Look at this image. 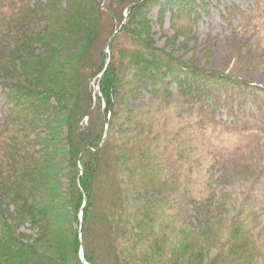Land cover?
I'll return each mask as SVG.
<instances>
[{"label": "trees", "instance_id": "16d2710c", "mask_svg": "<svg viewBox=\"0 0 264 264\" xmlns=\"http://www.w3.org/2000/svg\"><path fill=\"white\" fill-rule=\"evenodd\" d=\"M213 1L0 0V264H264L262 217L215 198L229 146L205 136L264 129V87L158 47L147 15L185 35ZM238 15L259 27L264 0L220 13Z\"/></svg>", "mask_w": 264, "mask_h": 264}, {"label": "rangeland", "instance_id": "374dc122", "mask_svg": "<svg viewBox=\"0 0 264 264\" xmlns=\"http://www.w3.org/2000/svg\"><path fill=\"white\" fill-rule=\"evenodd\" d=\"M253 0H214L215 6H209V14H200L202 19L192 26L191 31L182 35L171 25L170 13L166 12L161 21L158 20V6L147 10L148 18L152 20L153 39L158 47H165L175 52L183 61L200 68L215 70L227 74H234L251 84L264 87V24L253 29H240V15L225 22L220 13L226 5L238 4L246 9ZM231 3V4H230ZM175 25H180L176 23ZM177 27V26H175ZM168 39L173 41L166 45ZM173 45V46H172ZM175 89V84L172 85ZM96 89V87H95ZM264 97L260 90L249 88ZM143 101L150 102V95L143 91ZM251 99L246 109L251 105ZM4 103V96L0 91V107ZM236 104V103H235ZM225 117V112H223ZM211 134H208V132ZM206 147L213 151L229 148L225 151L223 165L209 171L211 178H206L214 189L215 198L224 196L227 201L244 202L242 209L247 205L248 212L253 216L262 217L264 224V129L254 128V131L244 136L235 134L225 136L220 130L206 131ZM220 136V137H219ZM249 136V137H248ZM212 138V139H211ZM223 139V141H221ZM249 145L250 148L239 154V150ZM234 151V153H233ZM237 152V153H236ZM230 161H234L231 165ZM206 162V160H205ZM207 167V166H206ZM256 172V173H255ZM221 174L224 176L221 178ZM66 186V179H63ZM180 195V196H179ZM183 214L190 218L192 223L204 220L205 216L198 212L195 205L188 198L178 194L174 202ZM257 223V221H255Z\"/></svg>", "mask_w": 264, "mask_h": 264}, {"label": "water", "instance_id": "95a60500", "mask_svg": "<svg viewBox=\"0 0 264 264\" xmlns=\"http://www.w3.org/2000/svg\"><path fill=\"white\" fill-rule=\"evenodd\" d=\"M80 257H81V260H82L83 264H87V263L85 262L84 258H83V253H82V251H81Z\"/></svg>", "mask_w": 264, "mask_h": 264}]
</instances>
